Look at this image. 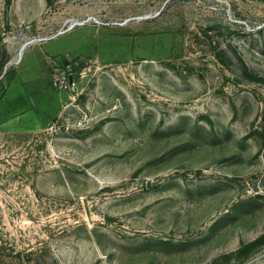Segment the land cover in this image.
Instances as JSON below:
<instances>
[{"label": "rangeland", "instance_id": "rangeland-1", "mask_svg": "<svg viewBox=\"0 0 264 264\" xmlns=\"http://www.w3.org/2000/svg\"><path fill=\"white\" fill-rule=\"evenodd\" d=\"M263 235L264 0H0L6 264H264Z\"/></svg>", "mask_w": 264, "mask_h": 264}, {"label": "trees", "instance_id": "trees-1", "mask_svg": "<svg viewBox=\"0 0 264 264\" xmlns=\"http://www.w3.org/2000/svg\"><path fill=\"white\" fill-rule=\"evenodd\" d=\"M264 241V235L259 236L257 239H255L253 242L249 243L248 245L244 246L240 252H243L245 248L251 245L261 244ZM27 257L25 258L22 254H17L16 257L12 260V263L10 264H17V263H23V264H34V258H31V254H26ZM0 264H6L5 258L0 257Z\"/></svg>", "mask_w": 264, "mask_h": 264}, {"label": "bare ground", "instance_id": "bare-ground-1", "mask_svg": "<svg viewBox=\"0 0 264 264\" xmlns=\"http://www.w3.org/2000/svg\"><path fill=\"white\" fill-rule=\"evenodd\" d=\"M91 20V19H90ZM76 22H74L73 23V25L75 24ZM78 24H80L79 22H78ZM27 45V43H25V44H23V46L22 47H24V46H26ZM22 47H21V49H22ZM19 58V57H18Z\"/></svg>", "mask_w": 264, "mask_h": 264}]
</instances>
